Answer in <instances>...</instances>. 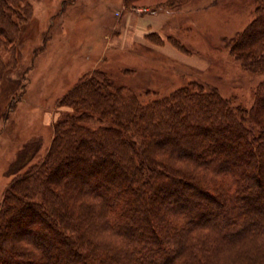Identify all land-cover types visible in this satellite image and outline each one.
Masks as SVG:
<instances>
[{
    "label": "trees",
    "instance_id": "trees-1",
    "mask_svg": "<svg viewBox=\"0 0 264 264\" xmlns=\"http://www.w3.org/2000/svg\"><path fill=\"white\" fill-rule=\"evenodd\" d=\"M25 1L0 0V76ZM256 5L229 44L264 73ZM61 106L45 157L9 171L0 264H264V82L249 110L199 83L144 104L94 71Z\"/></svg>",
    "mask_w": 264,
    "mask_h": 264
},
{
    "label": "rangeland",
    "instance_id": "rangeland-1",
    "mask_svg": "<svg viewBox=\"0 0 264 264\" xmlns=\"http://www.w3.org/2000/svg\"><path fill=\"white\" fill-rule=\"evenodd\" d=\"M129 1H25L17 40L1 53L0 211L9 171L33 154L32 164L45 157L56 123L70 110L61 100L91 72L144 104L194 83L234 107L255 104L264 73L247 69L229 43L256 18V0Z\"/></svg>",
    "mask_w": 264,
    "mask_h": 264
}]
</instances>
